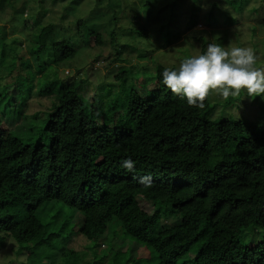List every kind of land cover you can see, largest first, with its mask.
<instances>
[{
	"label": "trees",
	"instance_id": "obj_1",
	"mask_svg": "<svg viewBox=\"0 0 264 264\" xmlns=\"http://www.w3.org/2000/svg\"><path fill=\"white\" fill-rule=\"evenodd\" d=\"M61 25L69 35L57 51L49 22L37 26L35 47L26 54L44 83H61L47 84L39 94L45 117L25 115L33 110L30 97L8 98L9 84L0 93L11 108L0 113V233L16 242L17 255L25 254L22 264H43L65 224L56 232L51 227L68 219L113 264H264V101L252 98L253 110L235 117L219 110L211 94L203 108L190 106L163 84L165 67L158 63L157 90L144 98L129 88L121 101L100 102L106 110L100 124L79 94L83 77L58 78L52 71L65 61L70 65L91 36L101 45L99 33ZM110 33L113 41L115 30ZM145 34L139 30L130 38ZM120 48L111 63H130L122 54L131 51ZM141 51L136 59L152 54ZM179 51L188 57L185 48ZM130 74L129 67L114 77L125 83ZM232 103L229 96L223 108ZM127 158L134 161L131 171L122 166ZM145 176L151 187L139 182ZM62 212L66 219L55 222ZM121 244L123 251L117 250ZM139 248L147 261L129 254Z\"/></svg>",
	"mask_w": 264,
	"mask_h": 264
},
{
	"label": "rangeland",
	"instance_id": "obj_2",
	"mask_svg": "<svg viewBox=\"0 0 264 264\" xmlns=\"http://www.w3.org/2000/svg\"><path fill=\"white\" fill-rule=\"evenodd\" d=\"M212 5L216 7L211 13V18H207L206 15ZM263 19L264 0H56L55 2L8 0V2H0V93L6 83L9 84L6 88L8 98L14 97L11 93L18 98L29 96V107L33 110L26 112L25 115L37 113L39 120L43 119L46 115V105L39 99V94L48 85L52 84L51 87L55 88L61 83H44L46 81L44 76L37 74L39 71L36 60L27 59L26 54L35 47L32 46L31 40L33 33L39 24L52 22L54 24L52 35H57L52 46L57 51V46H61L58 43L69 33L64 30L66 28L60 26V23L71 25L72 30L74 27L82 30L91 28L99 33L101 45L95 44L94 37L91 36L90 44L83 50L75 52L70 65L66 66L68 63L65 61L59 66H54L52 71L59 74L58 78L60 76L66 78L68 75L78 80V76L83 77L86 83H77L79 94L90 102L91 114L98 116L97 120L102 124V116L106 114V110L105 107L98 106L100 102L115 98L121 101L129 88L135 89L144 98L149 97L158 87L154 79L155 66L158 63L163 67L177 66L179 61L185 58L180 53V48H185L187 56H190L203 52L202 43L205 45L204 51L209 43L229 47H250L259 58L256 67H264ZM112 21L115 22L109 24ZM190 24L195 26L190 27ZM112 29L115 30L113 41L110 33ZM144 29L147 34L142 38L136 36L134 39L136 42L132 37L130 38L132 33ZM166 40H171L172 43L165 44ZM121 46L126 47L127 52L131 51L129 55H126L125 51L122 54L128 62H131L122 60L115 64L111 63L115 58L113 55L121 50ZM139 49H142L141 54H152L143 59H136L135 53ZM129 67L131 74L125 83L115 79L114 76L118 71ZM48 72L49 70L46 69L44 74L47 75ZM16 78L22 83H8L11 82L10 79L16 82ZM231 97L233 99L231 106L223 108L225 98L211 94V100L221 106L219 110L227 115L233 114V117L239 116L243 109L252 111L255 107L252 98L247 97L243 92ZM5 100H0V113L4 115L8 113L5 111L11 110L6 106ZM259 100L264 101L255 97L254 103ZM9 116L6 118L8 125L13 123L10 113ZM2 127L3 125L0 124V131ZM45 217L46 221L51 220L48 215ZM52 219L61 223L66 219V215L62 212ZM65 221L59 229L51 227L56 232L65 224L61 237L57 239L53 249L48 251L43 264H113L111 258H102L94 243L80 235L74 219H68V223ZM124 248L127 247L121 244L117 250L123 251ZM17 250L16 242L0 233V264H22L25 261V254L17 255ZM106 251L107 249L103 254ZM64 254L68 257L65 258ZM129 254L142 262L148 259L140 248L133 252L129 251ZM107 255L109 256L110 253Z\"/></svg>",
	"mask_w": 264,
	"mask_h": 264
},
{
	"label": "clouds",
	"instance_id": "obj_3",
	"mask_svg": "<svg viewBox=\"0 0 264 264\" xmlns=\"http://www.w3.org/2000/svg\"><path fill=\"white\" fill-rule=\"evenodd\" d=\"M258 59L250 47L209 43L202 53L181 59L175 67H165L162 82L197 108H203L206 97L213 93L225 99L241 92L264 99V67H256ZM122 166L131 171L134 161L124 159ZM139 182L151 187L150 176L141 177Z\"/></svg>",
	"mask_w": 264,
	"mask_h": 264
}]
</instances>
